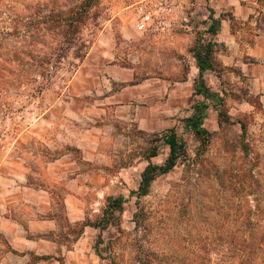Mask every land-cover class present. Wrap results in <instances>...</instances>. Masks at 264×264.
<instances>
[{
  "label": "rangeland",
  "instance_id": "obj_1",
  "mask_svg": "<svg viewBox=\"0 0 264 264\" xmlns=\"http://www.w3.org/2000/svg\"><path fill=\"white\" fill-rule=\"evenodd\" d=\"M81 1L0 0V264H264V77L206 71L222 104L206 100L207 135L197 136L184 126L203 100L191 49L213 8L206 0H97L77 26ZM143 12L150 19L138 29ZM137 82V100L123 106L114 94ZM90 129L108 147L86 161L75 143ZM167 129L184 156L137 199L130 191L147 163L168 156L156 140ZM153 146L158 154L146 159ZM68 152L91 175L77 182L89 188L77 194L83 219L75 222L64 205L70 176L49 171ZM118 194L126 200L117 220L75 237ZM47 208L57 230L42 246L25 241L21 230ZM42 251L51 258L40 260Z\"/></svg>",
  "mask_w": 264,
  "mask_h": 264
},
{
  "label": "crops",
  "instance_id": "obj_2",
  "mask_svg": "<svg viewBox=\"0 0 264 264\" xmlns=\"http://www.w3.org/2000/svg\"><path fill=\"white\" fill-rule=\"evenodd\" d=\"M206 3L213 8V11L215 10L214 17L219 18V26L216 33L213 35L204 34V36H208V39L215 43L214 57L217 63L223 68H237L244 75L250 77L254 83L256 81L260 82L257 78L264 77V0H206ZM102 32L112 35L114 31L113 29H104ZM169 40V44L174 47V35ZM92 45L95 46L96 42H93ZM191 63L196 67L192 54ZM141 84L140 82L126 84L114 95L121 94L124 99L119 100V102L123 106L128 107L127 105L132 104L133 100H137L141 91ZM158 92L159 90L157 89L156 94ZM261 98L264 97L261 96ZM153 107V105H150L146 109L149 110L151 108L153 110ZM158 113L157 109L156 115ZM80 136V142L74 143L77 148L82 149V158L86 161H93L99 158V156L103 155L104 149L108 147L104 141L103 133L99 129L85 130L80 133ZM53 161L49 163V166H51L49 171L56 174L69 175L72 184V188L64 198V205L67 210L66 217L73 222L79 221L83 219V216L78 215L80 212L78 208L80 199L77 194L81 193L80 190L83 187L89 188V186H78L77 182H86L91 175L89 172H80L78 170L77 161L70 152L61 155ZM104 180L105 177H102V182ZM47 204L50 205V202H47ZM50 213L48 208L45 209L46 216L38 217L39 220H33L34 223H30V226L21 230L25 234V241H30V237H33L38 239L40 246L48 242V235L54 233L58 227V223H54L56 218L53 212L50 211ZM88 229L96 230V228L86 225L75 237L82 236ZM27 236H29V239ZM42 252L44 253L40 254V260L51 258L48 257V253Z\"/></svg>",
  "mask_w": 264,
  "mask_h": 264
},
{
  "label": "trees",
  "instance_id": "obj_3",
  "mask_svg": "<svg viewBox=\"0 0 264 264\" xmlns=\"http://www.w3.org/2000/svg\"><path fill=\"white\" fill-rule=\"evenodd\" d=\"M96 1L97 0H82L80 2L79 9H77L73 15V21L77 23V26L84 22V14L87 11V7L91 6ZM208 18L210 20L209 26L206 28L205 31L197 33L199 39H197V43H195V45L191 49L192 57L195 59V64L198 69L197 82L195 84V93L201 95L203 97V100L201 102H198L194 107L195 109L193 113L189 117L184 119V126L186 128L192 129L197 136L204 135V133H207V130L203 126L204 119L206 117L205 109L208 106L206 100H211L215 103L217 102L219 105L222 104V98L217 93L211 92L204 80V73L206 71H213L216 70V68L218 67L221 68V66L217 63L214 57L215 43L211 39H207L203 43H201L200 40L205 33L213 35L218 29L219 18L214 17L213 11H209ZM78 31L79 30L77 29L75 31V34H77ZM71 38L73 39L74 37ZM71 38L69 37L67 39V47H69V44H71L72 42ZM225 114L226 113L223 112L222 109H219V115L225 117ZM241 128L244 129V126L241 125ZM156 134V140H161L163 144L169 147L168 156L162 164H155L152 162L147 163V165L141 172L140 182L138 184L137 189L134 191H130V194L136 195L137 199L141 198L142 196H145L148 193L151 183L158 176L170 172L176 166L178 160L182 156H184L185 153L184 142L179 138V136L175 133L173 129H167L165 132H163L161 136H159V133ZM157 154V147L153 146L149 149L145 157L146 159H149L151 157L156 156ZM125 200L126 199L122 194H118L117 196H107V203L101 211V216L95 221H90L88 219L84 220L82 223L79 224L77 234L80 233L83 230V227L86 225L94 227L99 231L104 230L110 223H113L115 220H117L116 212H121ZM135 223H138V221L136 220Z\"/></svg>",
  "mask_w": 264,
  "mask_h": 264
},
{
  "label": "built area",
  "instance_id": "obj_4",
  "mask_svg": "<svg viewBox=\"0 0 264 264\" xmlns=\"http://www.w3.org/2000/svg\"><path fill=\"white\" fill-rule=\"evenodd\" d=\"M149 19H150V15H148L147 13L143 12L140 20L137 23V28L138 29H143Z\"/></svg>",
  "mask_w": 264,
  "mask_h": 264
}]
</instances>
